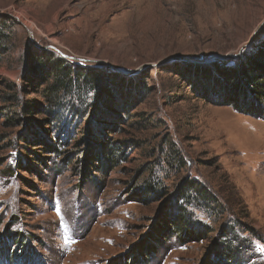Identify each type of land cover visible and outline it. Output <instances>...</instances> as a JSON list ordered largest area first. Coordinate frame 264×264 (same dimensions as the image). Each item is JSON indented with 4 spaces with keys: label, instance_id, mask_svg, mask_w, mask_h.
<instances>
[{
    "label": "rangeland",
    "instance_id": "1",
    "mask_svg": "<svg viewBox=\"0 0 264 264\" xmlns=\"http://www.w3.org/2000/svg\"><path fill=\"white\" fill-rule=\"evenodd\" d=\"M263 40L264 0H0V264H264V119L196 91Z\"/></svg>",
    "mask_w": 264,
    "mask_h": 264
},
{
    "label": "trees",
    "instance_id": "2",
    "mask_svg": "<svg viewBox=\"0 0 264 264\" xmlns=\"http://www.w3.org/2000/svg\"><path fill=\"white\" fill-rule=\"evenodd\" d=\"M251 48L235 62L224 61L216 65L218 74H220L219 80L216 81H220V83L217 82L213 87L218 90L213 89L214 91L210 93V87L205 84L203 86L199 85L197 88L195 86V88L199 94L198 96L202 99L220 106H232L237 111L264 119V40ZM192 66V64L191 66L190 64L185 66L183 72H181L182 74L178 72V75L183 77L189 75L188 70L191 71ZM49 74V79L53 81L51 92H60L73 87L69 72L67 67H64L62 59L54 61ZM75 76L74 81L80 82L82 79V84H85L88 80L81 73H76ZM88 84H92V82ZM201 193L207 200H213V203H217L209 192L203 189ZM169 214L172 215V218L174 217L170 221L176 229L181 233L184 231L185 234H188L189 232H185V228H187L186 226L190 220L181 212V209L178 208L174 213ZM193 234L192 232L189 233V235Z\"/></svg>",
    "mask_w": 264,
    "mask_h": 264
}]
</instances>
